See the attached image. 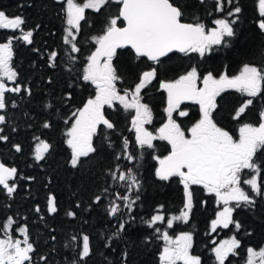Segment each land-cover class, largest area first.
Returning a JSON list of instances; mask_svg holds the SVG:
<instances>
[{"label":"trees","instance_id":"1","mask_svg":"<svg viewBox=\"0 0 264 264\" xmlns=\"http://www.w3.org/2000/svg\"><path fill=\"white\" fill-rule=\"evenodd\" d=\"M176 2L184 10L183 20L200 22L206 27L213 26L217 18L228 17L227 13L232 7L226 4L224 11L218 12L215 0H204L203 3L201 0ZM234 2L242 9L238 18L228 17L236 19L235 36L228 38L227 44L213 46L205 57L195 53L187 56L171 53L169 57L162 58L159 64L146 59L141 63L130 48L117 50L113 64L122 77L117 83L121 90L132 87L137 82L136 77L141 71L147 70L148 65L159 70L158 80L141 92L142 102L152 111L153 118L147 124L148 128L158 131L166 122L164 109L167 94L159 87L161 81L174 80L191 67H197L202 75L209 71L238 75L246 63L264 66V31L258 27L264 18L259 15L258 0ZM64 7L65 1L57 0H0V11L10 18L22 16L26 21L24 28L34 30L31 45L22 40H13L12 60L18 73L17 83L29 88L31 95L23 91L6 94L8 107L0 112L6 116V123L0 125L4 129L0 135L9 137L7 142L0 141V161L18 169L15 181L17 189L13 196L9 198L6 192L0 190V224L12 217L16 225L28 227L36 249L32 264H73L78 261L79 247L78 241H73L72 237L84 234L90 237L91 254L78 264H160L159 256L164 241L145 221L156 214L160 205L164 206L166 218L178 215L183 206V186L179 179L160 181L155 176V169L159 165L154 157L168 155L171 146L167 141L157 139L153 141V148H140L136 144L134 131L130 130L134 111H125L118 104L113 108L105 106L104 109L106 118L115 124V129L101 126L93 137L96 153L82 158V163L75 169L69 164L70 149L65 143V133L71 125V113L95 94L94 86L79 78L87 56L95 50L92 37L103 33L108 20L118 13L119 5L112 0L99 13L86 10V21L81 22L77 36L80 52L71 54L77 57L75 62L70 60L68 46L62 39L66 27ZM19 35V30L0 29V42ZM52 51L58 52L54 68L49 67L48 61ZM7 84L9 87L14 86L12 82ZM69 92L72 93L70 100L66 98ZM245 99L235 90H228L217 98L218 108L214 118L218 126L228 130L237 139L239 127L243 123L258 125L260 112L264 110L262 93L254 99L253 105L240 120H234V110ZM13 101L16 107H12ZM48 104H51L50 108L46 107ZM181 107L189 112V116L175 117L174 114V117L182 128L188 129L199 119V106L185 101ZM65 120H69V123L66 124ZM45 122H49L51 127L44 128ZM35 137L52 145L45 159L40 162L34 159V148L38 142ZM124 138L130 142L128 151L135 157L132 161L115 159L116 155L123 153ZM17 143L22 146L20 153L12 147ZM257 163L261 165L259 182L264 190V150L257 153ZM117 165L120 171L132 169L140 183L138 191L133 189L130 193L133 198L136 195L140 197L131 209L124 207L123 201L116 200V194L127 192L125 182L111 179L110 172L115 171ZM250 175L248 170H244L242 180ZM29 177L33 179H27ZM242 186L251 194L249 186L243 183ZM192 191L194 208L189 222H176L172 229H166L164 224L159 223L156 227L167 230L171 235L191 232L192 254L201 257V264H217L213 247L220 240L233 236L241 241V247L236 250V255L229 256L225 264H246L248 247L257 251L264 247V197H256L254 206H241L233 213L234 219L241 222L239 231L230 225L229 228H218L216 232H211V220L222 205H218L215 196L207 194L202 186L194 185ZM50 193L56 196L58 204V211L51 215L46 207ZM96 196L102 197L99 203H93ZM113 201L120 204L121 208L117 215L110 216L108 210ZM77 204L80 207L77 208ZM37 206L41 209L39 213L35 211ZM69 210L76 213L74 218L66 215ZM121 223L125 224L124 231L119 228ZM42 256L47 259L41 260Z\"/></svg>","mask_w":264,"mask_h":264},{"label":"snow or ice","instance_id":"2","mask_svg":"<svg viewBox=\"0 0 264 264\" xmlns=\"http://www.w3.org/2000/svg\"><path fill=\"white\" fill-rule=\"evenodd\" d=\"M112 0H65V22L63 43L68 46L69 58L75 62V53L80 52L77 36L81 30V22L86 21L85 12L91 9L97 13L108 5ZM119 5L118 13L111 17L103 33L92 37L95 50L87 56L86 65L82 75V81L90 83L95 88L94 96L83 102L82 107L71 113V125L65 135V143L70 149L69 164L77 168L82 163V158L96 153L93 137L98 134L101 126L106 129H115V124L106 118L105 106L113 108L116 104L122 106L125 111H134L131 118V131L135 133L136 144L140 148L145 146L153 148L154 140H163L171 146L168 155L162 158L154 157L158 161L155 176L160 181H170L178 178L183 186V206L178 215L166 218L163 214L164 206L156 209V214L145 221L149 228L160 234L164 241V247L160 252V264H201V257L192 254L193 234L181 232L175 238L169 235L167 230L162 231L156 225L164 224L166 229H172L176 222L187 224L194 208L192 186H202L209 195H214L218 205L215 218L211 220V232L218 228H234L239 231L241 222L235 220L233 213L241 206H254L256 197H264L259 177L261 165L257 163V153L264 150V110L260 112L258 125L243 123L239 129L238 139L225 128L218 126L214 113L218 108L217 98L228 90H235L244 95L245 100L241 106L234 110L233 119L240 120L246 110L253 105L254 99L264 93V66L257 67L244 64L238 75H229L227 72L214 74L209 71L202 75L197 67H191L178 78L159 83L166 95V122L154 135L145 127L152 122V111L146 103H142L141 92L154 80L159 78L157 67L148 65L136 77L134 85L130 88L119 89L117 83L122 80L114 67L113 59L117 56L118 49H131L134 56L141 63L146 59L159 64L162 58L169 57L171 53H181L185 56L195 53L205 57L213 46L227 44L228 38L235 36L234 25L236 19L219 18L213 21L215 25L207 29L200 22H182L184 10L176 0H115ZM204 0H201L203 3ZM232 5L227 16L236 17L242 9L235 5L234 0H215V8L223 12L225 5ZM258 11L264 18V0H258ZM119 22V26H118ZM26 21L16 15L10 18L5 12L0 11V29L19 30L21 35L7 38L0 42V112L8 107V93L19 94L22 91L31 95V90L17 83L18 73L14 69L13 40H22L26 44H33L34 30L24 28ZM264 31V19L258 25ZM58 52L52 51L48 56L49 67H56ZM71 71V69H69ZM7 82L14 86L9 87ZM51 83V80H49ZM67 99H72V93H67ZM185 101H191L199 106V119H197L186 131L177 122L175 117H188L189 112L181 108ZM15 101L12 107H16ZM51 107V104L46 105ZM175 114V117H174ZM6 123V116L0 114V125ZM69 123V120H65ZM44 128H50L51 124L45 122ZM4 131L0 128V133ZM15 131V128H13ZM34 148V159L36 162L43 161L52 145L40 137ZM107 139V137H105ZM7 135H0V141L7 142ZM129 140L123 139V153L115 156V159H126L132 161L135 157L128 151ZM111 147V144H109ZM15 152L20 153L22 146L17 143L12 145ZM248 170L249 178L242 180V173ZM111 179L125 182L127 192L116 194V200L123 201V206L131 209L132 205L140 199L139 195L133 198L130 193L133 189L138 191L140 183L132 169L120 171L117 165L115 171L110 172ZM18 178V169L0 161V190L6 192L11 198L17 189L15 181ZM24 178V177H19ZM27 179H33L29 177ZM249 186L251 194L241 185ZM107 191V189H105ZM101 196H96L93 203H99ZM206 203V202H204ZM47 212L55 214L58 211L57 199L54 194L47 197ZM76 207H80L79 204ZM120 204L113 201L108 210L110 216L119 213ZM35 211L39 213L40 207ZM68 217H75L72 210L67 211ZM15 225V227H14ZM121 231L125 230V224L119 226ZM0 264H32L33 254L36 249L31 242L28 227L16 225L12 217H8L0 224ZM18 232L23 239L14 238L13 233ZM55 239V237H52ZM73 241H78L77 253L78 264L85 261L91 254L90 237L84 234L80 237L73 236ZM241 247V241L235 236L224 240L213 247L217 264H225L230 255H236V250ZM246 264H264V247L259 251L248 247ZM126 255V254H125ZM46 260V257H40Z\"/></svg>","mask_w":264,"mask_h":264},{"label":"rangeland","instance_id":"3","mask_svg":"<svg viewBox=\"0 0 264 264\" xmlns=\"http://www.w3.org/2000/svg\"><path fill=\"white\" fill-rule=\"evenodd\" d=\"M66 6V5H65ZM220 18H228V17H220ZM217 19H219V18H217ZM228 19H231V18H228ZM215 25H213V26H210V27H206L207 29H211L212 27H214ZM143 103V102H142ZM182 108V107H181ZM145 127L147 128V130L148 131H151L154 135H157L158 134V131H153L152 129H150V128H148L147 127V124L145 125ZM184 129V128H183ZM185 131L187 130V129H184ZM186 135H187V131H186ZM242 186V185H241ZM243 187V186H242ZM222 207H223V205H222ZM171 217V216H170ZM169 217V218H170ZM180 234V233H179ZM3 234H0V236H2ZM13 235H14V238H20V239H23V237L22 236H19V233L17 232V233H13ZM170 236H172L173 238H175V236L176 235H171V234H169ZM178 235V234H177ZM228 239H231V238H226V239H222V240H220L219 242H218V244L220 243V242H222V241H224V240H228ZM217 244V245H218Z\"/></svg>","mask_w":264,"mask_h":264},{"label":"water","instance_id":"4","mask_svg":"<svg viewBox=\"0 0 264 264\" xmlns=\"http://www.w3.org/2000/svg\"><path fill=\"white\" fill-rule=\"evenodd\" d=\"M57 1L64 2L65 0H57ZM182 22H185V23H194V22H191V21L183 20V19H182ZM52 194H53V193H52Z\"/></svg>","mask_w":264,"mask_h":264}]
</instances>
